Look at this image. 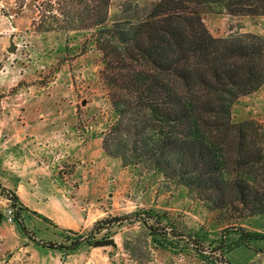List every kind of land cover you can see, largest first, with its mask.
<instances>
[{
  "label": "rangeland",
  "instance_id": "rangeland-1",
  "mask_svg": "<svg viewBox=\"0 0 264 264\" xmlns=\"http://www.w3.org/2000/svg\"><path fill=\"white\" fill-rule=\"evenodd\" d=\"M155 1L110 0L107 24ZM51 6L0 0V264H264V214L209 209L104 151L113 114L93 31H62ZM202 19L214 38L252 34L264 45L263 15L207 6ZM231 121L258 128L263 161L250 169L261 183L264 83L233 104ZM148 213L170 235L151 236L136 220ZM104 240L112 244L93 245Z\"/></svg>",
  "mask_w": 264,
  "mask_h": 264
},
{
  "label": "trees",
  "instance_id": "trees-1",
  "mask_svg": "<svg viewBox=\"0 0 264 264\" xmlns=\"http://www.w3.org/2000/svg\"><path fill=\"white\" fill-rule=\"evenodd\" d=\"M47 1L62 31H93L113 114L103 139L108 155L162 176L209 209L264 214V180L258 183L250 169L263 161L258 128L231 121L233 104L264 83V45L252 34L214 38L202 19L207 6L264 16V0H156L110 25V0ZM149 218L136 220L151 236L170 235ZM242 244L220 248V257Z\"/></svg>",
  "mask_w": 264,
  "mask_h": 264
},
{
  "label": "water",
  "instance_id": "water-1",
  "mask_svg": "<svg viewBox=\"0 0 264 264\" xmlns=\"http://www.w3.org/2000/svg\"><path fill=\"white\" fill-rule=\"evenodd\" d=\"M7 51L8 52L14 51V46L9 47ZM110 244H112L111 240L96 241V242L93 243V245L95 247H97V246H107V245H110Z\"/></svg>",
  "mask_w": 264,
  "mask_h": 264
},
{
  "label": "crops",
  "instance_id": "crops-1",
  "mask_svg": "<svg viewBox=\"0 0 264 264\" xmlns=\"http://www.w3.org/2000/svg\"><path fill=\"white\" fill-rule=\"evenodd\" d=\"M31 203V202H30Z\"/></svg>",
  "mask_w": 264,
  "mask_h": 264
}]
</instances>
